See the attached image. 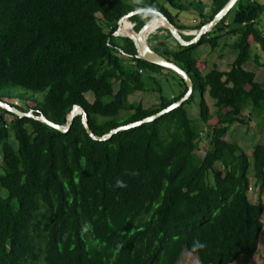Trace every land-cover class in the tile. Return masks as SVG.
Here are the masks:
<instances>
[{
  "label": "trees",
  "instance_id": "16d2710c",
  "mask_svg": "<svg viewBox=\"0 0 264 264\" xmlns=\"http://www.w3.org/2000/svg\"><path fill=\"white\" fill-rule=\"evenodd\" d=\"M166 1L175 12L157 0H0V100L61 125L78 105L97 136L179 100L187 91L183 79L136 57L133 41L114 35L118 20L147 8L179 30L199 29L227 0H208V12L200 11L193 26L179 22L186 6ZM263 14L264 4L237 0L197 43L182 46L167 29L156 36L150 47L187 72L193 91L158 119L110 139H92L81 114L62 132L0 108V264H178L183 251L200 264L264 256V139L247 154L227 136L248 116L259 118L264 136V80L244 68L251 45L264 55ZM137 17L129 18L135 32L155 15ZM165 26L154 18L140 36ZM222 33L236 36L231 48L237 54L228 69L204 73L196 50L204 43L216 47ZM253 60L264 67L257 54ZM146 70L170 71L181 90L160 96L154 107L130 102V95L147 90ZM205 94L213 99L212 111ZM196 97L199 116L193 119L187 105ZM203 138L209 146L200 156ZM251 174L256 203L248 196ZM197 241L204 247L194 248Z\"/></svg>",
  "mask_w": 264,
  "mask_h": 264
},
{
  "label": "rangeland",
  "instance_id": "374dc122",
  "mask_svg": "<svg viewBox=\"0 0 264 264\" xmlns=\"http://www.w3.org/2000/svg\"><path fill=\"white\" fill-rule=\"evenodd\" d=\"M124 1L128 4H134L136 2H140L144 0H124ZM157 1L163 4L171 12L176 11L172 7L169 6L166 0H157ZM175 1L188 8V10H184L179 13L180 17L182 16L186 17V19H184L181 23H185L188 25L197 24L201 20V18L199 17L200 11L202 12L204 10L205 13L208 12V7L210 4L208 0H201V2L199 3L197 0H195V2L190 4L188 7V4H187L188 0H175ZM256 1L261 4H264V0H256ZM192 7L193 9H189ZM148 14L149 13H140L138 14V17L136 20L138 21L143 18L147 19ZM233 14H234V9H232L226 17V21L228 24L232 22ZM193 16H196L197 18L195 21L190 20ZM154 18H157L156 15ZM149 20L150 19H147V21ZM128 21H131V20L128 19ZM259 27L260 29H264V14L261 17V22H260ZM165 29L166 28L155 29L152 31L151 34L148 35L147 42L149 43L151 47H156L154 43L156 41L155 40L156 36L164 37L166 35ZM191 30H182V31L184 35H192ZM235 39H236L235 35L222 33L221 37L218 40V44L216 47L211 48L209 44L207 43H204L198 47L196 52L199 56V59L200 61L205 62L204 73L210 70L211 68H213L214 66H216L219 70H225L229 67V65L234 60L237 54V52L231 48V43ZM118 42H120L119 39H118ZM170 44L172 46L174 45L176 46V43L172 39H170ZM250 49H251V57L244 64V68L247 70L254 71L257 75V78L263 81L264 80V67L254 62L253 55L257 54L260 62L264 60V55L256 44L251 45ZM142 77L147 82L145 85L147 90L146 91H136L135 93H133L132 95L128 97V100L130 102H139L145 108L156 106L158 104L160 96H163L164 98H170L172 95L177 94L181 90V86L178 84L176 77L170 71L162 70L161 72L153 73L149 70H146L143 72ZM115 85L114 87L116 88ZM85 96L88 100L92 101L93 99L92 92L85 93ZM204 100L209 106V110L212 111L214 109L213 99L209 97L207 94H205ZM10 101L18 105H25V102L23 100L12 99ZM198 101H199L198 97H196L194 102H191V104L187 105L188 114L193 119H198V116H199V107L197 105ZM28 105H33V103L29 102ZM246 114L247 113L245 112L244 115ZM258 125H259V118L254 117V116H248V121L246 124H241V123L234 124V126L228 132L227 136L230 137L234 142L238 143L241 151L247 154H250L252 146L255 143L262 142L264 139L263 131L259 128ZM208 146H209L208 139L203 138L199 144V147L196 149V153L202 156L205 153V150L207 149ZM0 163H1V152H0ZM218 164L219 163L215 165V168L221 169V167ZM250 172H251V168H250ZM249 178H250V184H252V190L248 192V196L251 202L256 203L258 200L257 188L256 186H253L252 174ZM261 199L264 203V196H262ZM262 220L264 222V217L262 218ZM261 240L264 242V226L260 233V241ZM178 264H200V263L197 260V258L193 256V254L187 251H183L178 261ZM231 264H264V256H262L259 253H255L252 256L242 255V256H239Z\"/></svg>",
  "mask_w": 264,
  "mask_h": 264
},
{
  "label": "water",
  "instance_id": "95a60500",
  "mask_svg": "<svg viewBox=\"0 0 264 264\" xmlns=\"http://www.w3.org/2000/svg\"><path fill=\"white\" fill-rule=\"evenodd\" d=\"M237 0H227V2L221 7V9L213 16V18L201 25L199 27V29H193L191 30V34L193 35V37L189 40H185L182 38L181 34H183L182 30H179L178 28H176V26L174 24H172L168 18L161 12L157 11V10H152V9H147V8H142V9H138V10H134L131 11L129 13H127L126 15L122 16L119 20H118V24H117V28L114 32V35L117 37H127L130 38L136 48V57L145 60L147 62L159 65L161 67H164L168 70L173 71L174 73H176L181 79H183V81L185 82V85L187 87V91L185 92V94L177 101L171 103L170 105H168L167 107L161 109L160 111H158L155 114H152L144 119L138 120V121H134L125 125H120L114 129H111L108 133L102 135V136H97L95 135L92 130L90 129V127L88 126V117H87V113L86 111L78 106L75 105L72 110L68 113L67 115V119H66V123L64 125L61 124H56L52 121H50L44 114H39V115H35L33 113L32 110L27 111V112H23L21 110H19L18 108H16L15 106H12L10 103L5 102L0 100V108L4 109L8 112L14 113L15 115H18L19 117H30V118H34L37 120H40L44 123H46L47 125L62 131V132H67L69 131L73 119L76 115L81 114V120H82V124L85 127L87 133L89 134V136L94 139V140H107L110 139L114 134L130 129V128H134L137 126L142 125L143 123L146 122H151L154 121L156 119H158L159 117H161L162 115L166 114L167 112L171 111L172 109L180 106L182 103H184L189 96L191 95L192 91H193V82L191 80V78L189 77V75L187 74V72L185 70H183L181 67H179L175 62H173L170 59L165 58L164 56L158 54L156 51H154L149 43L147 42V38H144L142 36H140V33L144 30L145 26L154 18L150 19L149 21H147L145 23V25L138 31L135 32L133 27H132V31L130 33H125L121 30V26H122V20L123 19H129L131 16L135 15V14H140V13H153L156 15L157 18H162L165 22H166V29L169 31V33L171 34V36L182 46H187L190 44H194L197 43L198 40L207 32L211 31L212 28L222 19V17H224L227 12L231 9V7L235 4Z\"/></svg>",
  "mask_w": 264,
  "mask_h": 264
},
{
  "label": "bare ground",
  "instance_id": "6f19581e",
  "mask_svg": "<svg viewBox=\"0 0 264 264\" xmlns=\"http://www.w3.org/2000/svg\"><path fill=\"white\" fill-rule=\"evenodd\" d=\"M165 24H166V22H165ZM121 30L125 33H130L132 31V22L128 21V19H123Z\"/></svg>",
  "mask_w": 264,
  "mask_h": 264
},
{
  "label": "clouds",
  "instance_id": "9594fccd",
  "mask_svg": "<svg viewBox=\"0 0 264 264\" xmlns=\"http://www.w3.org/2000/svg\"><path fill=\"white\" fill-rule=\"evenodd\" d=\"M116 186L117 187H125L126 185L124 183H122L121 181H117ZM249 187H252V184H250ZM249 187H248V192H249ZM202 247H204V245L202 243H200L199 241L194 243V248H202Z\"/></svg>",
  "mask_w": 264,
  "mask_h": 264
},
{
  "label": "crops",
  "instance_id": "0c3cea01",
  "mask_svg": "<svg viewBox=\"0 0 264 264\" xmlns=\"http://www.w3.org/2000/svg\"><path fill=\"white\" fill-rule=\"evenodd\" d=\"M193 2H195V0H188L187 1V3H190V4H192ZM199 2H201V0H199ZM208 2V1H207ZM206 6V5H205ZM189 9H193V7L192 8H189ZM191 12H193V11H191ZM197 13V12H196ZM178 18H179V21L180 22H182L184 19H186V17H180V16H178ZM197 18H196V16H193L190 20L191 21H195ZM228 69V68H227ZM226 70V69H225ZM254 186V185H253ZM257 188V187H256ZM258 192V191H257Z\"/></svg>",
  "mask_w": 264,
  "mask_h": 264
},
{
  "label": "built area",
  "instance_id": "2783aa9c",
  "mask_svg": "<svg viewBox=\"0 0 264 264\" xmlns=\"http://www.w3.org/2000/svg\"><path fill=\"white\" fill-rule=\"evenodd\" d=\"M134 22H132V27L134 26ZM166 28V27H165ZM252 190V187H249V191H251Z\"/></svg>",
  "mask_w": 264,
  "mask_h": 264
}]
</instances>
